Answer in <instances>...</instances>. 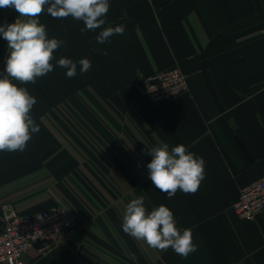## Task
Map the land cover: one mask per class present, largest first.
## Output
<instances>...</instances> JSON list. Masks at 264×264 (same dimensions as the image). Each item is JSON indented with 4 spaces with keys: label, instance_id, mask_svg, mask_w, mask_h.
<instances>
[{
    "label": "crops",
    "instance_id": "obj_1",
    "mask_svg": "<svg viewBox=\"0 0 264 264\" xmlns=\"http://www.w3.org/2000/svg\"><path fill=\"white\" fill-rule=\"evenodd\" d=\"M109 2L95 31L82 33L71 16L39 17L64 44L52 72L13 81L36 98L39 132L22 152L0 151V230L3 204L23 214L64 206L75 233L49 253L28 250L31 264H264V213L249 220L232 210L240 189L264 175V0ZM18 16L0 9V25ZM120 24L122 35L97 43L103 27ZM7 55L0 35V76ZM61 57H86L91 70L80 74L78 65L67 78ZM172 64L188 89L152 100L143 77ZM161 141L204 159L194 194L169 198L148 178L145 151ZM141 196L149 211L163 204L178 229H191L195 252L182 258L123 232L126 205Z\"/></svg>",
    "mask_w": 264,
    "mask_h": 264
},
{
    "label": "clouds",
    "instance_id": "obj_2",
    "mask_svg": "<svg viewBox=\"0 0 264 264\" xmlns=\"http://www.w3.org/2000/svg\"><path fill=\"white\" fill-rule=\"evenodd\" d=\"M14 8L19 16L13 23L0 25V35L7 41L8 55L5 60L4 74L0 76V151H24L32 135L39 132V125L31 116L36 98L20 83H36L37 78L46 76L54 70V52L64 41L49 38L46 26L40 23L41 14L52 18L83 21L81 32L95 31L106 24V14L110 10L109 0H0V9ZM123 24L103 27L96 36L97 43L110 42L114 35H122ZM106 54V53H105ZM57 65L66 70V77L91 70L88 58L73 61L61 57ZM145 155L152 157L147 164L148 178L156 189L169 198L178 190L194 194L205 178V161L196 156L183 144L169 150V145L161 141L157 146L148 148ZM122 230L135 240L143 241L150 248L167 251L171 248L180 257H187L196 251L191 229L183 231L176 226L173 212L165 205L145 206L144 197L132 199L125 208ZM130 259L136 260L135 254Z\"/></svg>",
    "mask_w": 264,
    "mask_h": 264
},
{
    "label": "built area",
    "instance_id": "obj_3",
    "mask_svg": "<svg viewBox=\"0 0 264 264\" xmlns=\"http://www.w3.org/2000/svg\"><path fill=\"white\" fill-rule=\"evenodd\" d=\"M142 84L154 101L170 99L188 89L186 76L176 64L145 75ZM232 210L238 218L249 220L264 213V175L240 189ZM1 219L0 263L5 264H31L25 259L28 250L49 253L76 230L73 215L64 206L23 214L3 204Z\"/></svg>",
    "mask_w": 264,
    "mask_h": 264
},
{
    "label": "trees",
    "instance_id": "obj_4",
    "mask_svg": "<svg viewBox=\"0 0 264 264\" xmlns=\"http://www.w3.org/2000/svg\"><path fill=\"white\" fill-rule=\"evenodd\" d=\"M173 65V64H172ZM171 66V65H170Z\"/></svg>",
    "mask_w": 264,
    "mask_h": 264
}]
</instances>
